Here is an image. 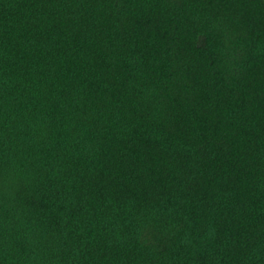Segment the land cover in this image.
I'll return each mask as SVG.
<instances>
[{
  "label": "trees",
  "instance_id": "16d2710c",
  "mask_svg": "<svg viewBox=\"0 0 264 264\" xmlns=\"http://www.w3.org/2000/svg\"><path fill=\"white\" fill-rule=\"evenodd\" d=\"M0 264H264V0H0Z\"/></svg>",
  "mask_w": 264,
  "mask_h": 264
}]
</instances>
